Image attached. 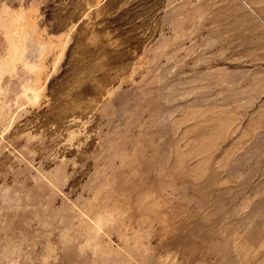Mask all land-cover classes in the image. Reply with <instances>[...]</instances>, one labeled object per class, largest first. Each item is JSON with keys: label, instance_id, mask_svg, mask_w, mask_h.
<instances>
[{"label": "rangeland", "instance_id": "374dc122", "mask_svg": "<svg viewBox=\"0 0 264 264\" xmlns=\"http://www.w3.org/2000/svg\"><path fill=\"white\" fill-rule=\"evenodd\" d=\"M0 264H264V0H0Z\"/></svg>", "mask_w": 264, "mask_h": 264}]
</instances>
